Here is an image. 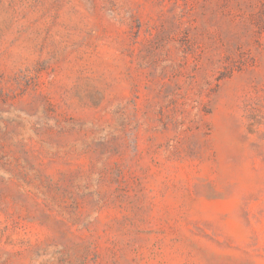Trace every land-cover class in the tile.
I'll return each instance as SVG.
<instances>
[{
	"label": "rangeland",
	"instance_id": "1",
	"mask_svg": "<svg viewBox=\"0 0 264 264\" xmlns=\"http://www.w3.org/2000/svg\"><path fill=\"white\" fill-rule=\"evenodd\" d=\"M0 264H264V0H0Z\"/></svg>",
	"mask_w": 264,
	"mask_h": 264
}]
</instances>
